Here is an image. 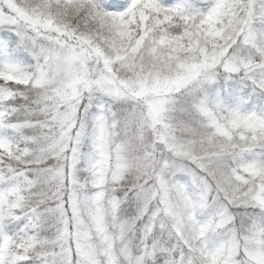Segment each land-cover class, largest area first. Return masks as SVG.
<instances>
[{
  "label": "snow or ice",
  "instance_id": "obj_1",
  "mask_svg": "<svg viewBox=\"0 0 264 264\" xmlns=\"http://www.w3.org/2000/svg\"><path fill=\"white\" fill-rule=\"evenodd\" d=\"M0 264H264V0H0Z\"/></svg>",
  "mask_w": 264,
  "mask_h": 264
}]
</instances>
